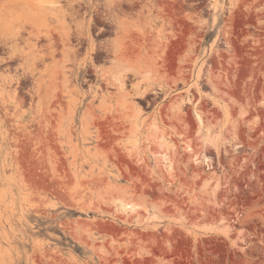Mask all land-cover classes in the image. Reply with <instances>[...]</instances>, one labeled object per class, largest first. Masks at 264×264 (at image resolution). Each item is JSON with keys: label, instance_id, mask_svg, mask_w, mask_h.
Returning a JSON list of instances; mask_svg holds the SVG:
<instances>
[{"label": "rangeland", "instance_id": "rangeland-1", "mask_svg": "<svg viewBox=\"0 0 264 264\" xmlns=\"http://www.w3.org/2000/svg\"><path fill=\"white\" fill-rule=\"evenodd\" d=\"M100 1L0 0V264H264V0Z\"/></svg>", "mask_w": 264, "mask_h": 264}, {"label": "flooded vegetation", "instance_id": "flooded-vegetation-1", "mask_svg": "<svg viewBox=\"0 0 264 264\" xmlns=\"http://www.w3.org/2000/svg\"><path fill=\"white\" fill-rule=\"evenodd\" d=\"M165 3L166 0H101L99 7L105 22L102 27H98L97 35L102 36L103 39H114L115 30L112 22L114 24L115 18L134 17L141 9L147 10L151 6H160Z\"/></svg>", "mask_w": 264, "mask_h": 264}, {"label": "bare ground", "instance_id": "bare-ground-1", "mask_svg": "<svg viewBox=\"0 0 264 264\" xmlns=\"http://www.w3.org/2000/svg\"><path fill=\"white\" fill-rule=\"evenodd\" d=\"M48 37H49V35H48ZM156 46V45H155ZM44 57V56H43ZM44 60V59H43ZM45 62V61H44ZM136 65V64H135ZM136 68V67H135ZM126 71H128V70H126ZM133 71V70H132ZM136 71V70H135ZM119 73H122V72H120V71H118ZM104 73H106V72H104ZM118 73V75H119V78H121V83H122V85H124L123 83L125 82V79H126V77L128 76L126 73L125 74H119ZM107 74V73H106ZM106 74H103V78H104V80H108V75H106ZM44 75V74H43ZM134 75V74H133ZM137 75V74H136ZM135 75V76H136ZM140 75V74H139ZM139 75H138V77H139ZM47 76V75H46ZM53 76H55V75H53ZM50 77V76H49ZM137 77V78H138ZM51 79V78H50ZM56 79V78H55ZM59 80V79H58ZM53 82V81H52ZM55 82V81H54ZM53 82V83H54ZM56 83V82H55ZM42 84V83H41ZM111 84V83H110ZM53 85V84H52ZM55 85V84H54ZM122 85H121V87H122ZM123 89V88H122ZM52 91V90H51ZM125 91V90H124ZM49 93H51V92H49ZM43 94V93H42ZM49 96V95H48ZM51 96V95H50ZM51 99V98H50ZM62 100V99H61ZM53 106V105H52ZM55 106V105H54ZM132 108V107H131ZM52 110V109H51ZM45 115V114H44ZM125 115V114H124ZM43 116V115H42ZM127 116V115H126ZM109 117V116H108ZM43 118V117H42ZM57 118V117H56ZM45 119V118H44ZM49 119V118H48ZM43 121V120H42ZM60 121V120H59ZM60 123V122H59ZM125 123V122H124ZM122 124V123H121ZM118 125V124H117ZM116 127V126H115ZM119 127V126H118ZM41 129V128H40ZM119 129V128H118ZM126 129V128H125ZM120 130V129H119ZM52 132H54V131H52ZM117 132V131H116ZM120 132H124V131H120ZM37 133V132H36ZM45 133V132H44ZM31 134V133H30ZM33 135V134H32ZM43 135V134H42ZM52 135V134H51ZM118 135H119V133H118ZM120 135H123V134H120ZM26 137V136H25ZM50 137V136H49ZM53 137V136H52ZM41 138V137H40ZM47 138V137H46ZM55 138V137H54ZM44 140V139H43ZM46 140V139H45ZM54 140V139H53ZM36 141V140H35ZM115 141V140H114ZM189 147V146H188ZM54 153V152H53ZM53 156H55V155H53ZM168 160V159H167ZM53 162H54V160H53Z\"/></svg>", "mask_w": 264, "mask_h": 264}]
</instances>
